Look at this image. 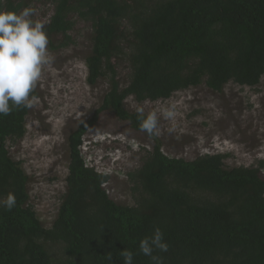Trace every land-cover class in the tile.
Returning a JSON list of instances; mask_svg holds the SVG:
<instances>
[{"label": "trees", "instance_id": "obj_1", "mask_svg": "<svg viewBox=\"0 0 264 264\" xmlns=\"http://www.w3.org/2000/svg\"><path fill=\"white\" fill-rule=\"evenodd\" d=\"M42 1L52 6L43 23L51 50L73 42L76 20L90 24L86 81L93 87L103 80L107 90L66 136L65 188L48 227L29 202L22 162L7 147L23 139L29 109L0 114V200L16 198L10 211L0 205V264H124V250L133 253L132 264H153L139 242L157 227L168 244L167 252L153 253L162 264H264L263 164L226 168L223 154L169 157L124 106L129 97L155 102L199 86L214 93L228 84L258 86L264 0H0V10L19 13ZM117 58L129 68L124 87L115 79ZM105 111L152 140L139 168L127 173L132 206L109 198V175L87 167L79 151Z\"/></svg>", "mask_w": 264, "mask_h": 264}, {"label": "rangeland", "instance_id": "obj_2", "mask_svg": "<svg viewBox=\"0 0 264 264\" xmlns=\"http://www.w3.org/2000/svg\"><path fill=\"white\" fill-rule=\"evenodd\" d=\"M29 7L35 10L32 19L42 24L52 12L46 1ZM90 35V24L76 20L70 45L57 50L47 46L54 59L44 67L34 89L37 97L25 119V135L22 140L7 142L10 155L22 162L29 178V202L44 227L54 219L58 197L65 188L66 136L92 115L107 90L103 80L93 87L86 81L84 57L89 51ZM112 65L117 84L124 87L129 77L127 63L117 58ZM173 105L175 119L165 120L160 110ZM124 106L128 111L143 107L145 114L157 112L161 130L157 137L165 155L189 161L204 154H223L227 155L226 168L256 167L261 162L259 174L264 179V76L255 88L228 84L221 93H214L199 86L155 102L136 103L129 97ZM170 128L174 130L170 132ZM100 136L111 138L104 137L105 141L89 152V139L98 141ZM83 141L81 156L86 165L109 175L104 186L109 198L117 204L132 206V184L127 173L139 168L144 149H151L152 140L105 111L99 114Z\"/></svg>", "mask_w": 264, "mask_h": 264}, {"label": "clouds", "instance_id": "obj_3", "mask_svg": "<svg viewBox=\"0 0 264 264\" xmlns=\"http://www.w3.org/2000/svg\"><path fill=\"white\" fill-rule=\"evenodd\" d=\"M34 15L35 10L30 7L22 9L19 13L0 10V114L5 116L10 115L13 108L34 107L36 97L31 93L41 79L44 67L50 65L54 59L48 51L49 41L44 25L38 20H33ZM136 112L141 131L147 133L149 137L161 134L156 111L145 114L144 108L138 107ZM160 115L165 120H174L175 106L162 108ZM173 130L169 129L170 132ZM104 137L108 136H100L98 141H95L97 138L89 139V152L105 141ZM84 143L83 141L82 146L79 147L80 153ZM15 204L16 198L12 193H9L6 199L0 200V205L9 211ZM139 249L143 255L151 258L153 264H162L163 258L153 253L154 250L167 252L168 244L164 242L163 233L157 227L151 237L140 240ZM121 256L124 258V264H132L131 251L124 250Z\"/></svg>", "mask_w": 264, "mask_h": 264}]
</instances>
